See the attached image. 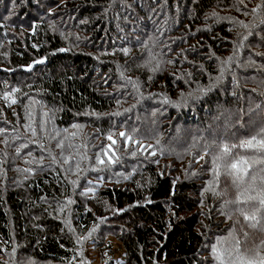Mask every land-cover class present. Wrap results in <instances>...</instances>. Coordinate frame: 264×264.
Instances as JSON below:
<instances>
[{"label":"trees","instance_id":"obj_1","mask_svg":"<svg viewBox=\"0 0 264 264\" xmlns=\"http://www.w3.org/2000/svg\"><path fill=\"white\" fill-rule=\"evenodd\" d=\"M12 3L0 255L16 231L40 262L115 264L112 233L123 264H264V0Z\"/></svg>","mask_w":264,"mask_h":264},{"label":"rangeland","instance_id":"obj_2","mask_svg":"<svg viewBox=\"0 0 264 264\" xmlns=\"http://www.w3.org/2000/svg\"><path fill=\"white\" fill-rule=\"evenodd\" d=\"M13 0H5L3 3V0H1V6H11V11H15L18 6H13L12 3ZM1 11V9H0ZM1 13V12H0ZM4 12L1 13L3 15ZM153 38H149L146 40V45L148 41H150ZM154 45V44H151ZM158 45V44H157ZM154 46L150 47V53L153 52ZM149 57L146 60V63L149 61ZM145 63V65H146ZM34 124H37V120H33ZM44 125L48 126V122L46 121V116H44ZM39 136H41L44 132V129H38ZM1 142V140H0ZM172 141L170 142L169 146L171 147ZM27 156L31 159L32 163H41L43 164L44 161L40 158V155L45 152L46 147L43 145L41 140H39V137H35L33 140H31L27 147ZM13 245L12 248L7 249L4 251L3 254L0 255V264H51V263H44L36 260L34 256L31 255V253H28V250H26V247L24 246L23 242L20 240L17 232H14V238H13ZM111 243V247L109 248L112 253V258L114 259L115 264H123L127 260V252L122 244V242L118 239V236L115 234H109L107 239ZM108 249V251H109ZM107 253V252H106ZM105 257V258H104ZM106 257H110L106 254L104 256L102 255L99 248L94 244H88L84 251L80 254L81 260L78 264H106ZM53 264V263H52Z\"/></svg>","mask_w":264,"mask_h":264}]
</instances>
